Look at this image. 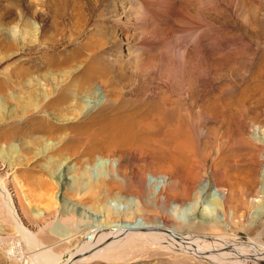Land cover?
<instances>
[{"label":"rangeland","instance_id":"rangeland-1","mask_svg":"<svg viewBox=\"0 0 264 264\" xmlns=\"http://www.w3.org/2000/svg\"><path fill=\"white\" fill-rule=\"evenodd\" d=\"M35 1L0 0V26L3 25L0 27V57L4 55L0 60V95L7 98L9 92L16 90L21 94L19 82L22 75L59 74L68 67L73 71L70 90L65 89L60 77L61 84L58 87L54 85L42 109H29L25 115L13 117L20 112L17 107L12 116L0 122V147L11 142L19 144L20 148L18 156L10 162L0 157V176H5L7 189L24 226L32 231H41L43 234L38 233L40 239L45 245H53L54 251L68 253L83 242L88 231H82L67 243H59L58 238L49 234L48 229L56 222L59 211L63 212L62 217L71 214L68 204H60L59 200L84 210L77 216L82 221L95 219L99 216L94 207L95 199L103 202L115 196L133 195L140 185L131 174L141 172L174 178L191 186L192 190L201 179L211 180L216 188L226 192L225 207L233 214L227 218L228 228L206 232V242L220 244L227 239L231 243L255 240L264 226V219H251L250 216L262 198L264 205V197L259 196L260 188L264 187V177L259 176L264 162V145L263 148L258 146L249 139V135L252 133L264 138V0H231L236 11L229 12V19L232 18L229 28L221 23L226 31L222 36L227 39L220 48L226 51V58L200 57L195 68L183 65L179 47L174 50L170 44L171 51L168 47L165 49L170 56L167 58L158 56L157 48L149 52L128 49L122 26L115 27L112 21L125 19L129 4L121 6L116 0H102L100 3L105 5L99 6L105 16V20L101 19L102 25L96 29L86 25V35L80 32L79 25L65 22L67 32L60 36L52 35L54 25L47 18L46 11L36 10L39 6L34 5ZM16 17L17 21L10 23ZM23 17L29 26L20 23ZM33 23L38 27L35 41L26 33ZM12 30L20 31L21 39L17 43L22 48L7 47L11 46L12 40L7 38L5 31ZM140 30L130 31L129 40L138 38ZM176 37H170L167 43H178ZM97 39H104L106 44L101 46L98 56L92 57L90 49L97 44ZM211 49V45L204 44L190 51L199 54L209 53ZM150 56L154 57L150 59ZM249 57L252 58L250 66L241 68V60ZM223 61V67L218 66ZM41 89L43 94L46 88L42 82ZM6 102L11 110L17 106L15 101ZM122 102L125 103L124 113L118 106ZM140 115H147V121L152 125L148 130L142 129L143 137L137 132V140L141 139L140 144L148 147L134 150L125 147L124 139L129 136V121ZM65 118L69 120L62 121ZM131 133L136 136V132ZM122 134L120 139L123 141H117ZM32 138L37 143L28 149L31 145L26 142ZM126 154H131L128 161L124 157ZM59 155L67 158L62 166H59ZM98 157H122L119 159L120 168L127 171L122 180L126 183L123 190L112 186L97 190L96 195L88 192L84 183H93L102 177L121 179L109 174ZM85 168L88 171L83 173ZM78 169H81L79 173ZM50 172L65 179L61 186L54 184L48 175ZM175 188L174 193L167 191L170 198L176 201L190 199L189 195L182 193L179 183ZM143 189L146 191L145 186ZM215 193V188H212L200 196L205 199ZM253 198L258 199L255 204ZM194 204L191 201L190 208ZM194 208V212L189 210L188 216L197 212L198 205L195 204ZM35 210L40 211L38 217ZM150 210L165 217L162 212ZM261 214L264 218V208ZM180 218L184 216L180 214ZM169 221V226L175 229ZM175 226L179 231H185L183 223L177 222ZM0 229L7 235L13 233L6 223H1V219ZM262 233L260 241L264 244ZM14 241L11 252H8L9 245L0 243V264H35L30 260L21 262L28 252L18 240ZM259 249L264 253V249ZM143 253L126 263L210 264L205 261L195 263L173 254L158 255V252L146 249ZM90 264L108 263L96 261Z\"/></svg>","mask_w":264,"mask_h":264},{"label":"bare ground","instance_id":"bare-ground-1","mask_svg":"<svg viewBox=\"0 0 264 264\" xmlns=\"http://www.w3.org/2000/svg\"><path fill=\"white\" fill-rule=\"evenodd\" d=\"M116 1H119L118 3H120L119 5L121 6L125 5V3L129 4L126 10V18L113 19L112 23L115 27L122 26L125 45L133 52L138 50H145L149 52L152 48H157L159 51L158 56L167 58L170 56L167 53L168 50L166 51L165 49H167V47L169 49L170 44V47H173L174 50L178 49L177 47H179V54L183 61V65L186 64L185 66H194V68L197 65L196 60L198 58L203 57L205 59H222L221 56H224L226 52L220 48V45L224 44L225 40L227 39L225 36L224 38L222 36V34L224 35V32L226 31H224L221 23L225 25V28H229V25L232 21V18L229 19V12L233 10L236 11V8H234L232 5L231 0ZM100 2H102V0H37L35 1L34 5L39 6V8L36 10L46 11L47 18H49L51 23L54 25L52 28V35L58 34L63 36V34H65L64 31L67 32L65 29V22L79 25L81 28L80 32L87 35L88 32L85 33L86 25L90 27L93 26L95 27L94 29H96L99 25H102L101 19L105 18L104 14H102L103 10L101 8L99 9V6L104 5V3L101 4ZM47 10L52 11V13ZM15 20L17 21V17L13 19V21L11 19L10 23H13ZM20 20L19 22L22 25H30V23L28 24L24 17L23 20L21 18ZM2 26L3 25L0 27ZM134 29H141L142 32L140 30V36L134 41H130L129 37L131 38V34L128 33ZM27 31V35L31 36L32 39H34L33 41H35L38 31L37 25L33 23L31 25V30ZM5 32L6 35H8L7 38H11L12 40L11 46L9 45L7 47H12V49L23 47L17 43L21 39L20 31L16 32L12 30L11 32ZM103 33L101 34V37ZM173 36L178 37V43H175L176 41L167 43L168 39ZM135 37H133V39ZM60 40L62 41V39ZM227 41L229 42V40ZM104 44H106L105 40L99 39L97 44L92 46L90 49V53L92 54L91 56H98L101 46ZM204 44L212 46V49L209 53H202L200 51L201 53L199 54L197 52L193 54L190 51L191 48L201 47ZM25 46L27 47V45ZM169 51L171 50L169 49ZM3 56L0 57V60ZM153 57L154 56H150L149 58L152 59ZM251 59L252 58L249 57L241 60V68L249 67ZM224 64L225 62L223 61L218 66L223 67L222 65ZM72 69L73 68L71 67H68L64 70L62 69L59 74L54 73L55 75L49 74L51 72L44 74L43 76L38 75L25 77L22 75L23 78L21 77L20 79L19 90L23 96H21V94H19L20 92L17 90L15 92H9V94L6 95L7 98L0 95V122L6 117L12 116L16 112L17 107H19L20 112L16 113L13 117H17L18 114L23 116L29 111V109L31 111H36L40 108L42 109V107L47 104V102L44 103V100H46L51 95L54 85L58 87V84L60 83V77L61 83H63L62 85L66 86L65 89L68 88L70 90V86H72L70 78L72 76ZM41 82L46 88L45 91L42 92L43 94H41ZM69 90L68 92H70ZM9 100L15 101L17 106H15L14 110H11L7 107V102L5 104V101ZM118 106L119 110L123 111L124 113L125 103H118ZM53 115L56 116V114ZM141 115L129 121V128L127 127L129 136L127 139H124L125 147L134 150H141L144 149V147H148L142 146L140 144L142 141L141 139L137 140L139 139L137 132H139L140 136L143 137L142 129L148 130L152 125L150 124V121H147V115ZM57 120L59 119L57 118ZM66 120L69 119L65 118L62 121ZM131 131L136 132V136H134ZM250 135L249 139H253L256 144H258V146L263 148L264 138H261L262 136L259 137ZM121 137H123V134L118 136L117 141H123V139H120ZM67 139L68 138H66V140ZM36 143L37 141H33V138L29 142H26V144L31 145L28 147V149H30ZM19 150V144L10 142L5 146L0 147V157L5 158L10 162L12 159L18 156ZM59 157V166H62L64 163H66L67 158L61 155H59ZM124 157H126V161H128L131 157V154H126ZM121 158L122 157H119V159ZM119 159L110 157L99 158L106 170H108L109 174H113L117 177H120L121 179L112 180L108 177H102L96 182H89L87 184L84 183L90 194L96 195L97 190L107 189L112 186H116L119 190H123L124 187H126V183L122 180L126 176L127 171H125L126 169L124 170L120 168ZM261 169L262 170L259 173V176L263 178L264 162L261 163ZM67 170H69V168H67ZM80 171L81 169H78L77 172L79 173ZM87 171L88 169L85 168L83 173H86ZM48 175L56 186H61L63 184L62 181L65 180L61 178L60 174L54 176V173L52 174L50 172ZM131 175H133L135 179L137 178L136 180L139 181L137 182L140 185L138 188H136L135 193L133 195H124L119 197L115 196V198L110 200L104 199L103 202H98V200L95 199L96 205L94 207L99 212V216H97L95 219L91 218V220L82 221L77 216L79 212L84 213V210L81 211L79 208H73V205H70L66 201L59 200L60 204H68L67 207L69 208L71 214L69 217H62L63 212L59 211L55 220L56 222L52 225V227L50 226V229H48L49 234L54 238H58L59 243H67L71 242L74 238L76 239L82 233V231H88L83 242L78 244L77 247L73 248L68 253L54 251L52 249L53 245H45V242L40 239V235L38 233H41V231H32V229L24 226V221H22L21 216L18 213L14 199L7 189L6 181L4 179L5 176H0V219L1 223H6V225H8L13 232L12 234L7 235L3 232V230L1 231L0 229V243L2 242L5 245H9L8 252H11L10 250L13 249V245L16 243L15 241L12 242V240H18V242L23 245V248H25L28 252V255L25 254L26 256L22 257L21 262L30 260L35 264H90L96 261H102L108 264L117 262L124 264L130 260H133V258H135L137 255L142 254L145 249L149 252L156 251L158 252V255L173 254L175 256H183L186 259L195 261V263L199 261H205L210 264L264 263V253H261L259 249H264V244L260 241V236H262V232H264V226L262 227L260 235H258V237L251 242L235 241L231 243L230 239H227L224 243L220 244L212 241L206 242V232H218L217 229L225 230L228 228L226 222L227 218L233 214L231 209L227 210L225 207L226 192L216 188L211 180L201 179V181H199L192 190L191 186H188L184 183L182 184L178 182V180L165 175H153L150 173L141 172L133 173ZM115 182H118V184H113ZM178 183L180 186H182V193L185 196H190L189 200L176 201L173 200L174 198H170L167 191L170 193L176 192L177 189L175 187ZM144 186L146 191L143 189ZM212 188H215L217 193L211 194L208 198L202 199L200 194L202 192L204 194L206 191H210ZM259 191V196L264 197V187H261ZM55 197H57V194ZM252 200L255 204V201L258 199L253 198ZM261 200L256 204L254 212H250L251 219H264L261 214L264 208ZM191 201L198 205V209L196 210V213H192L188 216L187 213L189 210H191V212H194L195 210V204L192 205V208L189 206ZM149 208L156 212L164 213L165 217L156 215ZM39 214L40 211L35 210V216L38 217ZM180 214L183 215L184 218L179 219ZM167 219H170L169 223L175 227V229L169 226ZM77 220L78 222H76ZM177 222L179 224L183 223L185 226V231H179L176 228L175 224ZM251 260H253V262H250Z\"/></svg>","mask_w":264,"mask_h":264},{"label":"built area","instance_id":"built-area-1","mask_svg":"<svg viewBox=\"0 0 264 264\" xmlns=\"http://www.w3.org/2000/svg\"><path fill=\"white\" fill-rule=\"evenodd\" d=\"M260 264H264L263 262H260Z\"/></svg>","mask_w":264,"mask_h":264}]
</instances>
